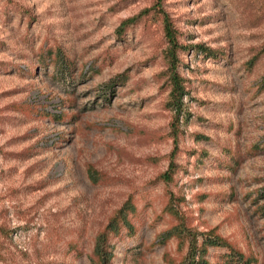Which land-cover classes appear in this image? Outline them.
Instances as JSON below:
<instances>
[{
  "label": "rangeland",
  "instance_id": "374dc122",
  "mask_svg": "<svg viewBox=\"0 0 264 264\" xmlns=\"http://www.w3.org/2000/svg\"><path fill=\"white\" fill-rule=\"evenodd\" d=\"M152 3L0 0V264H94L100 231L131 197L147 209L141 248L123 240L112 264H176L186 243L152 246L172 226L171 193L185 198L180 212L195 229L216 228L264 264V0H165L184 44L223 55H181L191 116L170 184L159 180L174 145L162 31L139 28L126 48L116 36ZM63 55L74 63L66 82ZM125 71L128 81L110 91ZM225 148L240 154L233 170L194 156L224 159Z\"/></svg>",
  "mask_w": 264,
  "mask_h": 264
},
{
  "label": "trees",
  "instance_id": "16d2710c",
  "mask_svg": "<svg viewBox=\"0 0 264 264\" xmlns=\"http://www.w3.org/2000/svg\"><path fill=\"white\" fill-rule=\"evenodd\" d=\"M164 5L165 0H153L150 7L144 8L138 14L124 19L116 30V36L118 41L126 48L130 47L133 42L129 34L136 32L139 28H144L145 32L147 29L158 26V29L160 28L162 31V37L166 44L163 51L166 67L160 73V76L165 80L169 89L168 100L166 101L167 109L174 113L170 124L174 145L169 166L159 176V180L170 184L174 181V177L178 172L179 165L176 159L179 158L181 120L184 116H191L186 110V98H192V86L190 85V80L182 73V67L186 66V63L181 55L189 54L191 49L215 61H220L223 55L219 50H214L204 45L184 44L181 41V37L186 34L179 30L175 20L165 10ZM263 53L257 54L248 63V66L251 68L254 65L252 62L256 63ZM118 56V50L110 49L105 53V62L109 60V63H112ZM60 62L63 63L58 70L60 78L63 82L72 80L73 61L63 55ZM129 78L128 71L116 75L111 80L110 91L115 86L126 83ZM225 149L226 158L224 159L208 153L205 159L198 157L196 154L194 156L197 161L200 160L201 167L211 163L220 168L233 170L234 166L240 163V154L236 150ZM149 191L150 188L144 195L148 196ZM144 198L147 200V197ZM184 202H186L184 197L171 193L168 207L165 209V216L173 221L172 226L164 231L159 239L153 242L152 246L157 244L165 246L173 239H176L181 244L186 243L185 253L176 264H253L254 260L250 256L236 249L216 228L206 229L205 231L195 229L188 218L180 212V206ZM146 214V207L143 206V209L137 207L132 197L123 203L110 216L108 223L99 233L94 249V264H112L115 250L119 245H123V240L134 241L133 245L141 248L140 233L146 222ZM2 232L5 235L7 234L6 230ZM67 244L70 254L75 257L82 254L79 242L73 241ZM211 258H217V261L213 262Z\"/></svg>",
  "mask_w": 264,
  "mask_h": 264
}]
</instances>
